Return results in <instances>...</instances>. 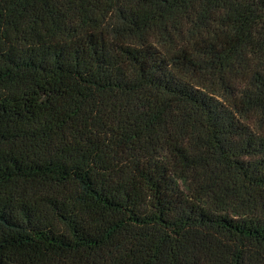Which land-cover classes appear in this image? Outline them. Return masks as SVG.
<instances>
[{
  "label": "trees",
  "instance_id": "16d2710c",
  "mask_svg": "<svg viewBox=\"0 0 264 264\" xmlns=\"http://www.w3.org/2000/svg\"><path fill=\"white\" fill-rule=\"evenodd\" d=\"M0 264H264V0H0Z\"/></svg>",
  "mask_w": 264,
  "mask_h": 264
}]
</instances>
